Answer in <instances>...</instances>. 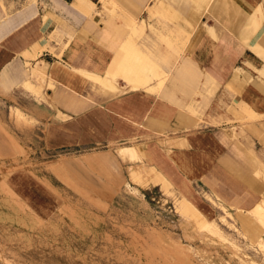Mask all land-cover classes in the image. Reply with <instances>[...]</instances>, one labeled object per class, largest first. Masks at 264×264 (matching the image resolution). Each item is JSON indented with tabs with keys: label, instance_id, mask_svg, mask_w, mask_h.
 Here are the masks:
<instances>
[{
	"label": "crops",
	"instance_id": "0c3cea01",
	"mask_svg": "<svg viewBox=\"0 0 264 264\" xmlns=\"http://www.w3.org/2000/svg\"><path fill=\"white\" fill-rule=\"evenodd\" d=\"M89 1L95 6L84 12L77 0H0V104H38L30 83L45 100L29 116L40 124L46 153L84 155L87 167L113 181L115 158L144 159L210 215L204 194L229 209H252L264 193L257 175L264 170V0ZM111 3L145 24L135 47L163 72L162 87L158 79L137 87L118 72L106 76L131 36L125 22L106 14ZM178 17L194 27L181 40L184 54L173 32ZM17 110L0 126L30 129L15 122ZM1 127L0 157H14L19 144ZM86 183L112 192L97 179Z\"/></svg>",
	"mask_w": 264,
	"mask_h": 264
},
{
	"label": "rangeland",
	"instance_id": "374dc122",
	"mask_svg": "<svg viewBox=\"0 0 264 264\" xmlns=\"http://www.w3.org/2000/svg\"><path fill=\"white\" fill-rule=\"evenodd\" d=\"M158 16L166 21V15ZM178 22L173 32L184 54L186 41L181 40L194 27L180 17ZM167 28L162 25L163 31ZM30 94L38 104H0L4 123L12 107L32 120V127L22 131L0 126L19 144L10 139L17 155L0 157V264H264V230L253 225L262 222L256 207L229 209L204 194L210 215L144 159L123 164L115 158L112 168L119 180L113 181L87 167L84 155L46 153L36 130L40 124L29 116L45 100ZM250 120L240 125L241 133L250 128ZM76 166L81 174L75 173ZM57 170L74 180L68 182ZM258 176L264 183V174ZM91 179L112 192L99 194L87 186ZM258 204L264 207V193Z\"/></svg>",
	"mask_w": 264,
	"mask_h": 264
},
{
	"label": "bare ground",
	"instance_id": "6f19581e",
	"mask_svg": "<svg viewBox=\"0 0 264 264\" xmlns=\"http://www.w3.org/2000/svg\"><path fill=\"white\" fill-rule=\"evenodd\" d=\"M103 3L105 5H107V0H102ZM197 2H204L206 0H196ZM196 2V3H197ZM89 5H93L95 6L92 2H90L89 0H77V7L82 8L83 11L85 12L86 9L89 7ZM113 6L112 9L109 10L108 14L110 16H114L116 18H118L119 20L125 22V24L127 25V27L131 30V36L128 38V41L122 46V48L119 51V54L114 58L112 64L110 65V68L108 70V72H106V76L110 74L114 77H116V72H118V74L122 75L126 80L131 81L136 83L135 86L137 87H141L142 85L147 84L148 82H150L151 79H158L159 80V86L162 87L163 82H164V78L165 76H163V72L161 73L159 71V69L156 67V65H154L149 59H147L144 55H142L135 47V39H138L141 34L143 33V31L145 30V24L144 22H142V24H144L143 28H141L138 24V22L134 21L133 19H131L130 17H128L124 12H122L115 4H112ZM206 7V6H205ZM206 10V9H205ZM208 29V28H207ZM215 34V33H214ZM200 35V34H199ZM34 70V69H33ZM84 75V74H83ZM37 77H42L44 78V74L41 72H37L36 74ZM91 76V75H90ZM97 76V75H96ZM151 76V77H150ZM164 77V78H163ZM92 79H95L94 77H91ZM96 80V79H95ZM114 79H111V81H113ZM108 81V80H107ZM130 82V83H131ZM133 83V84H134ZM105 85V84H104ZM147 86V85H146ZM149 87V86H148ZM158 87V85H157ZM26 88L32 93L34 94V96H37L39 98L40 96V90L39 87L34 86L30 83L26 84ZM145 88V87H144ZM153 87H150V89ZM139 89V88H138ZM147 90V89H146ZM152 93L153 90L151 89ZM251 112L248 110V113ZM15 122L18 125H30L32 123V120L29 119L26 115H24L22 112H20L19 110H17L15 112ZM141 159H143V157L141 156V154L138 152L137 153ZM260 165V164H259ZM260 175L264 174V172L261 174V172H259ZM258 175V173H257ZM256 175V176H257ZM214 176V175H213ZM217 176V175H216ZM215 176V177H216ZM219 176V175H218ZM221 176V175H220ZM222 177V176H221ZM259 177V176H258ZM261 177V176H260ZM264 178V177H263ZM262 179V178H261ZM263 180V179H262ZM262 182V181H261ZM242 192V191H241ZM241 194V193H240ZM243 194V193H242ZM245 194V193H244ZM239 195V194H238ZM215 196V195H214ZM243 196V195H242ZM246 197V196H244ZM242 198V197H240ZM247 199H251V198H247ZM240 200V199H239ZM243 200V199H242ZM241 200V201H242ZM246 200V199H245ZM252 200H250L249 202H251ZM254 201V200H253ZM243 202V201H242ZM246 202V201H245ZM194 205V203H193ZM248 205V204H247ZM254 205V204H253ZM195 208L198 209V207L196 205H194ZM249 206V205H248ZM252 206V205H251ZM254 207H256L257 211H259L260 216L262 218V222H258V223H254L253 225H255L256 229L258 232H262L264 230V207H261L260 204H256ZM200 212L201 210L198 209ZM240 213H242V210H239ZM202 213V212H201ZM203 214V213H202ZM263 233V232H262ZM176 245L179 248L182 249H186L185 246L179 244L178 242H175ZM264 249V246L261 247Z\"/></svg>",
	"mask_w": 264,
	"mask_h": 264
}]
</instances>
